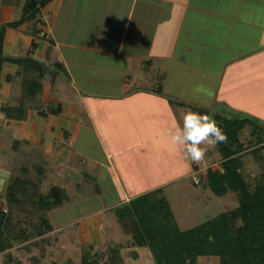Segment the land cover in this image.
<instances>
[{"label": "crops", "instance_id": "0c3cea01", "mask_svg": "<svg viewBox=\"0 0 264 264\" xmlns=\"http://www.w3.org/2000/svg\"><path fill=\"white\" fill-rule=\"evenodd\" d=\"M25 2L0 0V31ZM41 19L6 27L3 55L48 70L41 105L0 110V131L19 170L37 163L40 184L65 187L49 219L67 247L108 240L118 206L201 176L166 135L188 110L264 123V0H52ZM19 70L5 61L0 106L16 105Z\"/></svg>", "mask_w": 264, "mask_h": 264}, {"label": "trees", "instance_id": "16d2710c", "mask_svg": "<svg viewBox=\"0 0 264 264\" xmlns=\"http://www.w3.org/2000/svg\"><path fill=\"white\" fill-rule=\"evenodd\" d=\"M51 1L26 0L22 16L3 25L0 31V102L5 61L18 63V73L22 77V93L17 96L16 105L0 106L8 118L23 119L28 109L41 105L40 94L48 68L32 57L4 56L6 27H17L28 21L41 23L42 8ZM39 31L33 29L34 33ZM217 117L215 120L227 134L228 140L217 146L224 158L223 170L210 169L206 184L219 196L229 190L236 191L239 195L238 207L185 230L179 226L171 202L161 188L115 209L117 231L131 237L132 247H149L156 264H197L202 256H219L221 264H264V182L252 186L240 170L242 163L238 157V153L245 148L241 138L245 127L251 125L258 141L262 142L264 124L251 116ZM34 166L42 173V165L23 164L19 176L7 187L9 202L16 197L17 187L39 185L40 179L33 177ZM38 185L34 186L36 191ZM67 197L66 189L57 184H52L47 193H39L41 205L46 210L61 206ZM17 211L13 208L5 211L0 207V253L12 247L16 240L28 237L24 230H18L22 215ZM42 222L49 230L52 228L48 219L43 218ZM115 236L110 234L107 240L110 244H106V259L105 253L93 252V246H89L83 253L82 264H127L122 247L111 244Z\"/></svg>", "mask_w": 264, "mask_h": 264}, {"label": "rangeland", "instance_id": "374dc122", "mask_svg": "<svg viewBox=\"0 0 264 264\" xmlns=\"http://www.w3.org/2000/svg\"><path fill=\"white\" fill-rule=\"evenodd\" d=\"M10 6V10L13 12L10 17L14 18L16 3H10ZM214 116L217 117V115ZM235 116L238 115L225 117ZM1 117L3 114L0 112ZM241 138L245 148L238 153L242 163L240 170L246 180L255 186L258 182H264V141H258L251 125L245 127ZM11 144L10 137L0 131V207L5 211H10L12 208L18 210L17 212L22 215L18 230H24L28 237L16 240L12 247L0 253V264H82L83 253L89 246H93V252L105 253L104 259H106L107 240L101 243L96 241L98 239L95 240L96 242L78 240L77 242L73 241L72 245L67 247L68 242L57 240L60 237L59 231L55 232V235L52 234L53 226L49 230L42 222L43 218L50 221V210H46L41 205L39 193H47L52 184L39 183L38 185L36 183L33 186L17 187L16 197L13 202H9L6 196L7 185L14 181L15 176L19 174V166L23 163L21 155L12 153ZM223 161L224 158L218 147H209L205 159L196 164V167L201 170V176H189L168 189L170 192V199H168L182 229L194 227L209 218L239 206V195L236 191L229 190L226 194L219 196L206 184L209 170H223ZM4 177L10 180L9 184L5 185ZM35 185L39 186L37 191L34 188ZM77 211L72 209L68 214L72 215ZM110 228L113 230L112 234L116 235L111 244L122 247L127 264H156L149 247H132L130 245L131 237L119 233L115 224ZM197 264H221V259L219 256H202Z\"/></svg>", "mask_w": 264, "mask_h": 264}, {"label": "clouds", "instance_id": "9594fccd", "mask_svg": "<svg viewBox=\"0 0 264 264\" xmlns=\"http://www.w3.org/2000/svg\"><path fill=\"white\" fill-rule=\"evenodd\" d=\"M166 135L172 146L182 149L186 158L196 164L205 159L209 147L228 140L227 134L209 114L192 110L183 114L182 124L174 122Z\"/></svg>", "mask_w": 264, "mask_h": 264}]
</instances>
